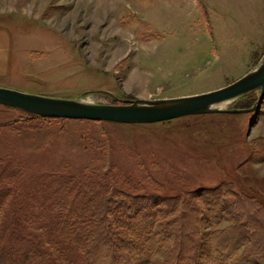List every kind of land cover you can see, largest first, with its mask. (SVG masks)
Instances as JSON below:
<instances>
[{"label": "rangeland", "instance_id": "rangeland-1", "mask_svg": "<svg viewBox=\"0 0 264 264\" xmlns=\"http://www.w3.org/2000/svg\"><path fill=\"white\" fill-rule=\"evenodd\" d=\"M263 59L264 0H0V87L30 94L116 104L189 96L237 81ZM248 96L218 108H251L261 89L252 106L239 107ZM263 142L264 97L250 112L144 124L43 120L0 104L9 176L0 187L13 189L0 225L20 220L59 264H88L80 245L57 232L50 176L114 167L129 192L178 196L232 183L264 201ZM202 225L206 235L213 229ZM167 256L164 249L151 264Z\"/></svg>", "mask_w": 264, "mask_h": 264}, {"label": "trees", "instance_id": "trees-1", "mask_svg": "<svg viewBox=\"0 0 264 264\" xmlns=\"http://www.w3.org/2000/svg\"><path fill=\"white\" fill-rule=\"evenodd\" d=\"M257 90L242 95L249 96L239 107L252 106ZM2 162L0 181L9 177ZM50 177L45 191L57 232L80 245L88 264H151L164 249L168 256L161 264H264V201L232 183L167 196L129 192L114 167ZM12 194L9 185L0 187V214ZM224 219L231 223L218 228ZM203 221L213 228L207 235ZM26 230L20 220L10 230L0 225V264H59ZM23 241L30 244L16 246Z\"/></svg>", "mask_w": 264, "mask_h": 264}, {"label": "water", "instance_id": "water-1", "mask_svg": "<svg viewBox=\"0 0 264 264\" xmlns=\"http://www.w3.org/2000/svg\"><path fill=\"white\" fill-rule=\"evenodd\" d=\"M261 89V99L245 109H220L218 105L252 90ZM264 97V59L249 73L224 87L189 96L157 99H133L124 103H92L62 99L0 87V104L50 118H75L113 121L126 124L157 123L187 115L219 111L250 112Z\"/></svg>", "mask_w": 264, "mask_h": 264}]
</instances>
